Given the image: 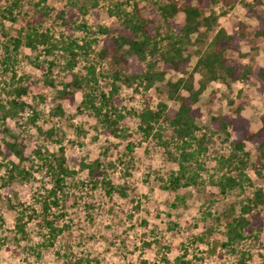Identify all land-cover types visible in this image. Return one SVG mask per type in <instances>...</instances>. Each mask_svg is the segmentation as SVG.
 <instances>
[{"label":"rangeland","instance_id":"1","mask_svg":"<svg viewBox=\"0 0 264 264\" xmlns=\"http://www.w3.org/2000/svg\"><path fill=\"white\" fill-rule=\"evenodd\" d=\"M152 1L0 0V145L20 142L24 155L20 161L0 156V264H238L240 258L245 264H264V227L253 237L224 244L227 217L237 215L256 188L264 190V169L260 175L252 166L257 151L245 142L247 155L238 152L244 159L243 165L237 163L239 170L234 159L226 161L229 143L206 128L211 115L231 113L240 104L241 115L257 129L264 116V88L249 81L207 83L196 102L201 128L195 132L205 134V148L184 161L178 158L181 141L165 122H155L148 135L138 126L147 96L150 107L159 102L176 107L164 85L182 74L167 72L146 90L134 88L115 79L116 66L97 55L108 42L99 26L117 25L111 13L115 6L128 9L133 2L145 6ZM211 7L216 26L227 32L239 19L252 29L264 17V0H239L231 8L217 0ZM62 8L72 11L69 30L55 17ZM39 12L45 16L36 24L38 31L50 35L56 46L47 52L44 43L33 47L22 42L13 49L11 38L29 31V21ZM182 15L178 12L176 19ZM203 33L202 41L196 40L198 33L191 35L189 71L196 50L211 35ZM68 44L76 52L72 67L66 65L68 52L62 47ZM241 51L245 55L233 56L264 67V37L252 38ZM193 75L197 87L201 74ZM74 77L87 84L75 89L71 100L57 99V90ZM19 86L27 88L19 96L23 109L3 117V103L16 97ZM102 93L108 103L117 95L114 106H103ZM92 104L101 108L100 115ZM104 113L117 120L113 133L101 120ZM59 147L70 171L61 189L51 166V153L60 155ZM95 161L99 172L91 175ZM12 163L17 169L9 176ZM181 164L185 184L171 189L169 181L179 175ZM226 175L241 184L222 189ZM103 180L112 185L110 193ZM259 208L264 214V204Z\"/></svg>","mask_w":264,"mask_h":264},{"label":"trees","instance_id":"2","mask_svg":"<svg viewBox=\"0 0 264 264\" xmlns=\"http://www.w3.org/2000/svg\"><path fill=\"white\" fill-rule=\"evenodd\" d=\"M217 0H153L145 6L133 2L131 7L126 9L122 6H115L111 10L112 15L117 19L115 27L99 26L98 32L107 39L97 51L99 58L107 60L117 68L114 78L122 80L128 86H142L148 89L156 81L163 80L167 72L181 73L182 75L175 80H167L164 85L166 96L176 103V107L168 106L166 103L159 102L154 108L150 107L148 96L145 105L139 112V128L145 135L150 134L153 125L157 121L165 122L174 136L181 141V147L178 152L180 160H188L194 154L203 150L205 134L196 136L195 132L200 130L201 126L197 123L200 116V108L196 105L199 94L204 90L210 81H222L229 85L231 82L247 81L254 82L264 88V67L256 61L252 63H242L239 58L234 57L245 55L241 51L242 47L248 44L252 38L264 37V17H262L259 27L250 28L248 23L239 19L237 26L232 31L227 32L224 28L216 26L217 13L211 7V3ZM239 0H222L227 8L233 7ZM249 5V3H246ZM249 8V14L253 10ZM182 12V18L176 19V14ZM72 11L60 9L56 12L55 17L66 30L70 29L69 18ZM45 16L39 12L32 17L28 23L29 31L24 34L19 33L12 37L13 49L24 42L27 46H35L41 43L49 46L47 52L53 50L56 46L51 41V36L46 32L38 31L37 25ZM210 31L211 35L206 40L203 48L196 50V60L192 70H188L190 54L187 52L188 45L192 42V33H198L196 40L202 41L203 31ZM76 44V43H73ZM68 52L66 65L72 67L75 62L76 52L70 45H62ZM201 74L198 86L194 85L193 72ZM93 72L91 71V74ZM87 82L81 79L71 78L64 86L57 90V99H72L74 90L82 87ZM67 87H71L70 89ZM16 97L9 98L3 103V117L14 116L22 110L25 103L19 99L20 95L26 93L25 86H19L15 89ZM181 90L187 93L183 94ZM112 91H116L113 87ZM103 106H114L117 95L108 103L105 93L101 94ZM233 100L229 98V103ZM109 104V105H108ZM95 114L100 115L101 108L92 104ZM60 104H57V109ZM241 105L238 104L233 112H219L210 116L209 125L206 127L208 132L217 135L222 141H226L230 146V155L226 161L235 160L234 167L241 169L237 165L244 164V159L238 156V152L247 155L243 151L245 142H249L257 151L255 163L252 164L253 170L257 174H262L264 169V116L257 129H252L250 121L241 115ZM120 116V114H118ZM104 125L109 128V132H114L117 120L110 119L104 113L102 119ZM188 147H193L194 151ZM128 150H131L127 146ZM60 155H54L55 165H51L56 170L55 185L61 189L63 179L70 173L64 166L63 148L59 147ZM0 156L9 158L11 156L22 160V144L17 141H6L4 147L0 145ZM239 161V162H238ZM99 162L95 161L90 167L91 175L98 174ZM17 165L12 163L9 176ZM184 176V165L181 164L179 175L172 176L169 181L171 189H178L181 179ZM188 182V181H187ZM103 183L108 186L107 193H110L112 185L109 181ZM238 186L241 184L239 178L226 175L221 182L222 189L224 185ZM55 193V192H54ZM264 204V190L256 188L252 195L247 197L246 202L240 207L237 215H231L226 219L225 245H233L235 242L245 237H253L256 231L264 227V214L259 206ZM47 206V205H46ZM208 231H212L211 226H206ZM238 264H245L243 258H240Z\"/></svg>","mask_w":264,"mask_h":264}]
</instances>
